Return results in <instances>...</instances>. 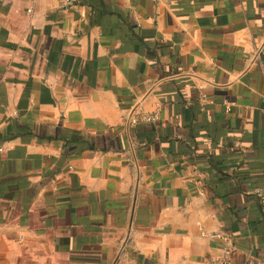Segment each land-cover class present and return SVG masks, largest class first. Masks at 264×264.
<instances>
[{
	"label": "crops",
	"instance_id": "0c3cea01",
	"mask_svg": "<svg viewBox=\"0 0 264 264\" xmlns=\"http://www.w3.org/2000/svg\"><path fill=\"white\" fill-rule=\"evenodd\" d=\"M0 147V264L264 262V0H0Z\"/></svg>",
	"mask_w": 264,
	"mask_h": 264
},
{
	"label": "built area",
	"instance_id": "2783aa9c",
	"mask_svg": "<svg viewBox=\"0 0 264 264\" xmlns=\"http://www.w3.org/2000/svg\"><path fill=\"white\" fill-rule=\"evenodd\" d=\"M37 1V0H32ZM66 7H71L74 4V0H61ZM196 97L198 99V102L201 105L212 103L213 100H211L208 95H206L203 91L199 90L196 93ZM158 118V110L153 111L150 115H144L143 117L139 116H133L129 119V125L132 127H135L139 125L140 123H151L156 121ZM2 151V148L0 147V152ZM212 238H218L220 240H223L224 242L228 241V237L225 233L218 232V233H212L210 235ZM229 257H230V250L228 248H224L220 255L211 259L209 264H228L229 263ZM247 264H264V262H260L254 259H248Z\"/></svg>",
	"mask_w": 264,
	"mask_h": 264
}]
</instances>
